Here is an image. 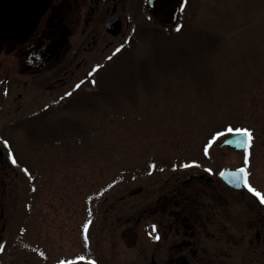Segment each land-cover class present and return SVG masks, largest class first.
<instances>
[{
  "label": "rangeland",
  "instance_id": "obj_1",
  "mask_svg": "<svg viewBox=\"0 0 264 264\" xmlns=\"http://www.w3.org/2000/svg\"><path fill=\"white\" fill-rule=\"evenodd\" d=\"M129 22L82 70L80 80L90 73L83 86L56 85L51 110L1 113L0 134L48 184L46 200H70L72 255L94 264H175L179 256L194 264L197 249L211 264H264V205L217 178L221 169L245 167L264 194V0H184L169 29L143 14ZM229 128L250 130L251 148L218 147ZM192 171L212 183L198 189L201 217L185 230L166 207L176 209V199L181 206L172 182ZM135 187L142 192L128 195ZM84 207L89 245L80 251ZM182 242L192 245L176 249Z\"/></svg>",
  "mask_w": 264,
  "mask_h": 264
},
{
  "label": "flooded vegetation",
  "instance_id": "obj_2",
  "mask_svg": "<svg viewBox=\"0 0 264 264\" xmlns=\"http://www.w3.org/2000/svg\"><path fill=\"white\" fill-rule=\"evenodd\" d=\"M147 1L25 0L18 14L0 28V116L1 113L9 115L11 110L14 116L20 111L37 112L55 108L51 99L56 95L57 87L58 90L66 87L73 79L78 81L74 83L75 89L77 85L83 86L89 72L84 73L85 77L80 80L82 70L90 61L102 58L114 40L129 28L130 18L137 14H143L150 25L161 29L172 28L178 23L183 0L175 1L180 13L177 23L171 25L156 22L146 9ZM107 24L112 26L108 31L105 30ZM117 29L120 32L114 36ZM49 48L53 56L42 67L35 66L32 57L43 54ZM100 75L98 72L95 78ZM23 163V159L16 158L15 151L0 134V264H46V259L52 258L56 252L63 255L50 264H87L82 261L85 256L78 252L72 255L70 200H65L64 206L57 205L54 199L46 200L48 194H43L42 189L48 184H43L38 171L29 170ZM194 172L180 180L178 177L174 179L173 191L181 196L183 203L179 207L180 201L176 199V209L170 212L166 207L174 224L183 226L185 230L189 229L186 221H199L201 217L195 202L196 194L201 187L212 183L186 179ZM166 184H169V180ZM86 207L77 237L80 251L87 250L89 245ZM141 215L138 214L137 219ZM24 220L29 221L28 227ZM215 240L222 244L219 243L222 242L220 236ZM99 242L98 238L93 240V247ZM67 243L68 247L65 246ZM185 244L192 245L182 242L175 248L183 249ZM190 253L194 264H211L210 260L205 262L200 259L197 249H192ZM151 259L153 261L152 255ZM174 261L175 264L189 263L182 256Z\"/></svg>",
  "mask_w": 264,
  "mask_h": 264
},
{
  "label": "water",
  "instance_id": "obj_3",
  "mask_svg": "<svg viewBox=\"0 0 264 264\" xmlns=\"http://www.w3.org/2000/svg\"><path fill=\"white\" fill-rule=\"evenodd\" d=\"M175 1L176 0H155L148 5V10L156 20L161 23L168 24L176 20L177 7L175 5ZM23 2L24 0H0V27L3 26L10 19V17L16 16ZM53 54L54 53L52 52L51 48H49V50H46V52H44L43 54L32 57V62L35 66L42 67L46 63V61H48L52 57ZM248 145L249 141L246 142L245 137L234 135L225 139L221 144V146H228L235 150H243L247 148ZM237 171H223L221 172L223 173V176H221V178L226 183L232 184L235 188L240 189L242 184L240 186H236L231 181V174ZM193 177L209 181L208 177L206 176L196 175ZM140 191V188L134 189L130 192V195H134Z\"/></svg>",
  "mask_w": 264,
  "mask_h": 264
},
{
  "label": "snow or ice",
  "instance_id": "obj_4",
  "mask_svg": "<svg viewBox=\"0 0 264 264\" xmlns=\"http://www.w3.org/2000/svg\"><path fill=\"white\" fill-rule=\"evenodd\" d=\"M119 51V50H118ZM79 87V85H77ZM228 133L234 136H242L246 138V142L251 140V133L248 132L246 129H228ZM220 135H223V133H220ZM211 145H209L210 147ZM14 162V161H13ZM248 163L247 154L245 155V164ZM193 165H184L185 168L192 167ZM206 171H208L206 169ZM223 176V173L220 174ZM231 181L236 186H240L243 184V187L247 189V192L251 194L252 197H254L261 205H264V194H262L260 191L254 189L249 183H248V173L245 168H240L237 172L231 174ZM155 231V229H153ZM156 239H159V237H156Z\"/></svg>",
  "mask_w": 264,
  "mask_h": 264
}]
</instances>
